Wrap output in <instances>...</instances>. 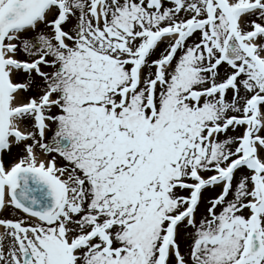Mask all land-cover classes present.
<instances>
[{"label":"snow or ice","instance_id":"6c2138e0","mask_svg":"<svg viewBox=\"0 0 264 264\" xmlns=\"http://www.w3.org/2000/svg\"><path fill=\"white\" fill-rule=\"evenodd\" d=\"M0 264H264V0H0Z\"/></svg>","mask_w":264,"mask_h":264},{"label":"bare ground","instance_id":"6f19581e","mask_svg":"<svg viewBox=\"0 0 264 264\" xmlns=\"http://www.w3.org/2000/svg\"><path fill=\"white\" fill-rule=\"evenodd\" d=\"M0 231H2V229H0Z\"/></svg>","mask_w":264,"mask_h":264}]
</instances>
